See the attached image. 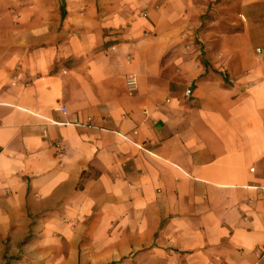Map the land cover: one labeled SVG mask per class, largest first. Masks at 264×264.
<instances>
[{"label": "crops", "instance_id": "1", "mask_svg": "<svg viewBox=\"0 0 264 264\" xmlns=\"http://www.w3.org/2000/svg\"><path fill=\"white\" fill-rule=\"evenodd\" d=\"M18 20L0 27V243L264 264V0H36Z\"/></svg>", "mask_w": 264, "mask_h": 264}, {"label": "rangeland", "instance_id": "2", "mask_svg": "<svg viewBox=\"0 0 264 264\" xmlns=\"http://www.w3.org/2000/svg\"><path fill=\"white\" fill-rule=\"evenodd\" d=\"M36 0H0V27L4 29H12L14 26L16 27L20 21L18 18L21 16V13L26 11L31 2H35ZM44 5L39 4V7L43 9ZM35 236L34 233H30L25 240L30 239ZM6 240V241H5ZM9 239H1L0 243V264H53L49 260L34 258L27 259V255L25 251L21 248L25 246V242L23 244H17L15 249H11V246L7 242ZM24 258V261L22 259Z\"/></svg>", "mask_w": 264, "mask_h": 264}, {"label": "built area", "instance_id": "3", "mask_svg": "<svg viewBox=\"0 0 264 264\" xmlns=\"http://www.w3.org/2000/svg\"><path fill=\"white\" fill-rule=\"evenodd\" d=\"M257 50H258V49H257ZM126 86H127L128 90H130V91L136 89V80H135V78H134L133 75L129 76V77L126 79ZM190 93H191V89H190V88H187V89L185 90V94H186V95H189ZM59 110H60L61 112L65 113V108H64V107H59ZM88 120H89V118H88ZM54 122H56V121H54ZM75 124H76V125H79L80 123L75 122ZM86 124L92 126L89 122H87ZM262 251H264V250H262ZM262 253H264V252H262ZM255 264H258V262H256Z\"/></svg>", "mask_w": 264, "mask_h": 264}, {"label": "trees", "instance_id": "4", "mask_svg": "<svg viewBox=\"0 0 264 264\" xmlns=\"http://www.w3.org/2000/svg\"><path fill=\"white\" fill-rule=\"evenodd\" d=\"M64 14H65V10L63 8V9H61V15L64 16Z\"/></svg>", "mask_w": 264, "mask_h": 264}]
</instances>
